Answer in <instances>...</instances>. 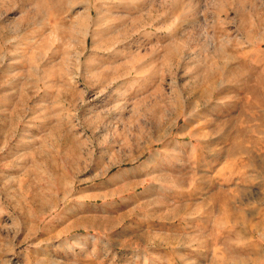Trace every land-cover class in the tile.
Masks as SVG:
<instances>
[{
    "label": "rangeland",
    "instance_id": "obj_1",
    "mask_svg": "<svg viewBox=\"0 0 264 264\" xmlns=\"http://www.w3.org/2000/svg\"><path fill=\"white\" fill-rule=\"evenodd\" d=\"M82 1L0 0V264H264V0Z\"/></svg>",
    "mask_w": 264,
    "mask_h": 264
},
{
    "label": "bare ground",
    "instance_id": "obj_2",
    "mask_svg": "<svg viewBox=\"0 0 264 264\" xmlns=\"http://www.w3.org/2000/svg\"><path fill=\"white\" fill-rule=\"evenodd\" d=\"M75 4V3H74ZM78 6H79V3H78ZM82 8H83V13H81L80 15H77V17H75V18H77L79 21H78V24H80L81 26H82V24H83V20H86V19H92L93 17H94V15H95V9H96V0H83L82 1ZM73 10V9H72ZM82 10V9H81ZM82 12V11H81ZM74 17V16H73ZM83 18V19H82ZM76 19V20H77ZM98 21V20H97ZM82 29H83V27H82ZM84 30V29H83ZM90 30V29H89ZM87 31V30H86ZM85 31V32H86ZM76 32V31H75ZM89 32V31H88ZM77 33V32H76ZM87 33V32H86ZM88 34V33H87ZM87 34H86V36H87ZM69 36H71V35H69ZM83 36H84V34H83ZM88 38V37H87ZM90 40H92L91 38H90ZM74 41V40H73ZM85 41H87L86 39H84V42ZM66 42V41H65ZM88 42V41H87ZM91 42V41H90ZM79 45V44H78ZM83 45V44H82ZM87 45V44H86ZM79 47V46H78ZM86 47V46H85ZM82 48V47H81ZM71 49V48H70ZM74 49V48H73ZM55 51H56V49H55ZM66 52V51H65ZM64 60V59H63ZM66 60V59H65ZM30 71H32V70H30ZM33 73H34V71H33ZM84 79V78H83ZM75 82V81H74ZM245 83V82H244ZM254 88V87H253ZM251 91V90H250ZM258 91H260V90H258ZM255 92H257V89H256V91ZM64 93V92H63ZM67 93V92H66ZM261 93V92H260ZM68 94V93H67ZM66 96V95H65ZM64 96V97H65ZM69 96V95H68ZM263 97V96H262ZM66 98V97H65ZM260 98V97H259ZM261 99V98H260ZM262 101V100H261ZM264 104V103H263ZM178 117V116H177ZM23 135V134H22ZM232 138V137H231ZM240 141V140H239ZM229 149V148H228ZM231 149V148H230ZM234 150H235V148H234ZM228 153V152H227ZM229 153H231V152H229ZM232 153H233V151H232ZM231 153V154H232ZM168 179V178H167ZM165 181V180H164ZM178 181V180H177ZM177 181H175L174 180V182H177ZM225 182V181H224ZM229 182V181H228ZM228 184V183H227ZM177 185H178V183H177ZM175 186H176V184H175ZM241 193V192H240ZM221 194V193H220ZM223 195V194H222ZM224 196V195H223ZM223 196H221L222 198H220V199H224L223 198ZM224 197H226V196H224ZM217 198V197H216ZM218 198H219V196H218ZM225 200V199H224ZM227 200H228V198H227ZM249 200V199H248ZM224 204H227V203H224ZM231 204V203H230ZM214 206H212V208H213ZM230 209V208H229ZM229 211V210H228ZM229 214V213H228ZM232 215V214H231ZM187 216V215H186ZM230 217V216H229ZM231 218V217H230ZM252 219V218H251Z\"/></svg>",
    "mask_w": 264,
    "mask_h": 264
}]
</instances>
